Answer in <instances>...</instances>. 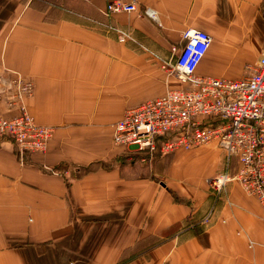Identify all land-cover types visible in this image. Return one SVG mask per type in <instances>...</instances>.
Returning <instances> with one entry per match:
<instances>
[{
	"label": "crops",
	"instance_id": "0c3cea01",
	"mask_svg": "<svg viewBox=\"0 0 264 264\" xmlns=\"http://www.w3.org/2000/svg\"><path fill=\"white\" fill-rule=\"evenodd\" d=\"M110 1L0 0V111L18 112L4 91L21 76L34 83L28 111L55 127L47 152L24 160L0 142V264H264L258 200L238 182L217 199L203 182L220 153L211 172L179 176L193 153L154 154L145 172L113 143L127 109L165 92L160 63L184 30L212 36L199 74L244 77L264 52V0H137L108 16Z\"/></svg>",
	"mask_w": 264,
	"mask_h": 264
},
{
	"label": "built area",
	"instance_id": "2783aa9c",
	"mask_svg": "<svg viewBox=\"0 0 264 264\" xmlns=\"http://www.w3.org/2000/svg\"><path fill=\"white\" fill-rule=\"evenodd\" d=\"M138 10L137 0H113L105 12L113 16ZM145 13L155 16L151 9ZM116 33L120 42L133 39L129 30ZM182 39L160 63L165 92L127 109L114 124L113 143L151 156L215 144L237 160L238 169L234 174H219L210 185L221 194L229 183L238 182L258 200L264 214V52L247 66L242 78L206 76L197 70L212 36L189 28L182 32ZM4 92L18 112L5 116L0 111V142L12 141L21 160L46 153L55 128L38 123L28 111L26 99L34 95V83L18 76Z\"/></svg>",
	"mask_w": 264,
	"mask_h": 264
},
{
	"label": "rangeland",
	"instance_id": "374dc122",
	"mask_svg": "<svg viewBox=\"0 0 264 264\" xmlns=\"http://www.w3.org/2000/svg\"><path fill=\"white\" fill-rule=\"evenodd\" d=\"M54 134H55V132H54ZM53 137H54V135H53ZM209 151H211V154H213V155L215 154V152L220 153L221 164L219 162L218 163V164H220L219 168H217V170L213 174L205 176L203 178V182L206 185L207 191L210 192L212 194V196H217V199H219L220 198L219 196L221 194H217V192L210 185V181L214 177L218 176L219 174H221L223 172L228 171L229 173L234 174L238 169L237 160L235 158H232V157L228 158L226 152L222 148L218 147L215 144H206V145H202L198 148H194L191 150H181V151H179V153L188 154V155L193 153L191 155V157H193V158L184 159V160L179 159V161L177 163L179 164L180 168L176 167L175 169H176V172L178 173L179 176H183V174H191V175H194L196 177H199L202 174H206V173L211 172L213 170L212 165H214L215 162H213V159L210 158L211 155L208 154ZM194 152H196V153L194 154ZM151 157H152L151 155H148L144 152H139V151H135V150L131 149V150H128V155H126V157L123 159L127 162L139 161L141 164H143V167H144L143 169L146 172V171H150ZM169 159H170V156H165L162 160L159 161L160 163L158 166L152 167L154 169V171H157L160 174V177L158 178L159 180L164 179L166 176L168 177V174L170 173V167L171 166H170ZM229 184L227 185V187L229 186ZM213 205H211V207H209V210H211V209H212V211L214 210L215 206H213ZM192 223L195 224V221H193Z\"/></svg>",
	"mask_w": 264,
	"mask_h": 264
},
{
	"label": "trees",
	"instance_id": "16d2710c",
	"mask_svg": "<svg viewBox=\"0 0 264 264\" xmlns=\"http://www.w3.org/2000/svg\"><path fill=\"white\" fill-rule=\"evenodd\" d=\"M89 168H90V167H87V168H81V169H79V171H78L77 173H79V175H81V174L87 172V171L89 170Z\"/></svg>",
	"mask_w": 264,
	"mask_h": 264
}]
</instances>
